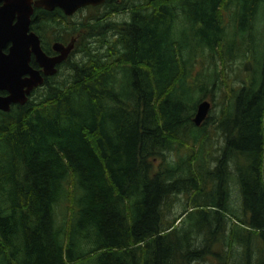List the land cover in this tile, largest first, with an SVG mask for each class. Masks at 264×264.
Listing matches in <instances>:
<instances>
[{
	"label": "trees",
	"instance_id": "obj_1",
	"mask_svg": "<svg viewBox=\"0 0 264 264\" xmlns=\"http://www.w3.org/2000/svg\"><path fill=\"white\" fill-rule=\"evenodd\" d=\"M99 7L86 21L58 8L30 17L45 53L74 43L55 75L0 111V264H197L208 253L263 264L264 0L84 8ZM118 13L128 19H110ZM239 56L245 75L232 86L223 67ZM214 91L217 111L195 126ZM209 125L223 139L214 154ZM179 194L184 206L167 217ZM189 209L201 213L175 237Z\"/></svg>",
	"mask_w": 264,
	"mask_h": 264
},
{
	"label": "water",
	"instance_id": "obj_2",
	"mask_svg": "<svg viewBox=\"0 0 264 264\" xmlns=\"http://www.w3.org/2000/svg\"><path fill=\"white\" fill-rule=\"evenodd\" d=\"M105 0H0V111H8L11 104H23L30 91L40 86L43 77L55 73V65L65 60L73 46V39L66 45L53 42L51 49L57 54L49 56L40 47L38 36L29 28L34 8L51 11L58 8L70 16L78 9L97 6ZM41 73L29 65L30 57ZM210 103L200 100L192 116L195 126L201 124ZM264 264V263H263Z\"/></svg>",
	"mask_w": 264,
	"mask_h": 264
},
{
	"label": "rangeland",
	"instance_id": "obj_3",
	"mask_svg": "<svg viewBox=\"0 0 264 264\" xmlns=\"http://www.w3.org/2000/svg\"><path fill=\"white\" fill-rule=\"evenodd\" d=\"M102 8L99 7L98 9H91V8H81L79 9L77 12H75L72 16H71V21H75V22H79V21H86V18L90 17L91 15L101 12ZM111 20L114 21H122V20H126L128 19V16L126 13H118L116 15H112L110 17ZM244 46H249V47H255L256 46V41L254 40L253 42H243L241 43ZM91 47L96 48V41H91L90 43ZM73 57L79 58L80 54L75 53L73 55ZM204 61H207V59H203ZM209 62V61H208ZM247 62H251V56L247 57ZM206 62L203 65V68H205V72L207 71L206 68ZM200 65L198 64V62H196L195 64H193L191 73L192 74H196L197 71H199ZM223 71L225 73V79L226 81L231 84L232 86H236L239 83V80L241 79V77H243L245 75V71H243V66H242V59L239 57L235 58L234 60L231 61H226L225 65L223 67ZM65 73H67L66 70L63 71V73H59L56 75V79H62L65 76ZM55 75V74H54ZM220 95L221 92H223V88H221V90L219 91ZM218 91H214L213 94V99H214V103L213 101L211 102L209 98H204L205 100H207L210 103V108H209V114L214 115L215 112L217 111V106L216 103L219 99L220 101V95H219ZM208 114V113H207ZM204 121V120H203ZM202 121V122H203ZM201 122V123H202ZM200 125V124H199ZM206 141H205V147L208 148V152L209 154H214L215 150L222 144V137L220 136V134L213 130L212 127L209 125L206 128ZM180 154H183L182 152H180ZM169 156L171 159H175V155L174 153H169ZM230 187H231V205L232 207L235 209V213H238L237 209L239 207L240 204V200H239V194L237 191V187L234 186V184L231 182L230 183ZM184 195L179 194L176 195V200H173L170 205L167 206V208L164 210V212L166 213L167 217H170L171 215H176L178 214V212L181 211L182 207L184 206ZM209 208V207H207ZM204 212H208L205 209H203ZM201 212L199 210H195V209H189V215H187V217H184L182 219V222H180V224L177 225V223H175V227L174 228V233L173 235L175 237H180L182 235L183 229L184 227H190V224H192L193 219L195 220V218L198 216V214H200ZM185 216V215H183ZM205 219V218H204ZM219 244V245H218ZM220 243H216L215 245H211V247L209 249H211L212 252L215 251L216 247H220ZM240 250V248H238ZM238 250V251H239ZM217 251L220 252V249H217ZM241 252V250H240ZM234 264H237L236 261L237 259H233ZM197 264H218V260L216 257H214L212 254L208 253V255H204L203 259L197 262Z\"/></svg>",
	"mask_w": 264,
	"mask_h": 264
},
{
	"label": "flooded vegetation",
	"instance_id": "obj_4",
	"mask_svg": "<svg viewBox=\"0 0 264 264\" xmlns=\"http://www.w3.org/2000/svg\"><path fill=\"white\" fill-rule=\"evenodd\" d=\"M34 9H35V8H34ZM34 9H33V10H34ZM78 10H79V9H78ZM78 10H77V11H78ZM77 11H76V12H77ZM74 13H75V12H74ZM74 13H73V14H74ZM73 14H72V15H73ZM70 16H71V15H70ZM29 26H30V25H29ZM30 30H31V29H30ZM33 32H34V31H33ZM34 33H35V32H34ZM35 34H36V33H35ZM36 35H37V34H36ZM37 36H38V35H37ZM38 38H39V37H38ZM70 39H73V43H74V38H73V37H70L69 40H70ZM69 40H68L67 42H65V43H61V44L66 45V44L69 42ZM53 42H58V41H53ZM53 42L50 43V52H49V53H45V52L41 49L45 54H47V55H49V56H54V55L57 54L55 51H53V50L51 49V44H52ZM39 43H40V38H39ZM59 43H60V42H59ZM40 47H41V45H40ZM72 49H73V46H72L71 50L69 51V53L67 54V57L65 58V60L69 57V55H70ZM65 60H63V61H65ZM63 61H61L59 64L55 65L56 71L58 70L59 65H60ZM29 65H30L32 68L37 69V70L41 73V69H40V68L37 66V64L34 62V59H33L32 56L30 57ZM56 71H55V73H56ZM55 73H54V74H55ZM54 74H53V75H54ZM51 76H52V75H51ZM45 77H48V76H45ZM45 77H43V79H44ZM40 86H41V85H40ZM37 87H39V86H37ZM37 87H35V88H37ZM35 88H33V89H35ZM33 89H32V90H33ZM32 90H31V91H32ZM31 91H30V92H31ZM0 94H4V92L0 91ZM11 105H12V104H11Z\"/></svg>",
	"mask_w": 264,
	"mask_h": 264
}]
</instances>
